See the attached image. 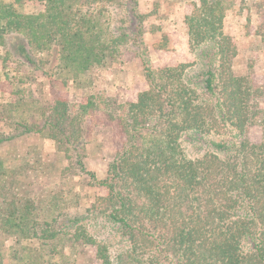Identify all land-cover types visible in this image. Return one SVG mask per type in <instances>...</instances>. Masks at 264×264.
Segmentation results:
<instances>
[{"label": "trees", "instance_id": "16d2710c", "mask_svg": "<svg viewBox=\"0 0 264 264\" xmlns=\"http://www.w3.org/2000/svg\"><path fill=\"white\" fill-rule=\"evenodd\" d=\"M22 1L44 8L24 14L15 7ZM238 2L262 17L255 34L264 42V0H197L185 16L190 60L155 67L139 0H0L2 66L75 83L133 53L146 84L135 101L97 91L85 103L55 98L40 115L9 121L13 131L0 134V145L46 137L106 194L84 206L61 194L37 208L32 199L7 202L2 185L0 232L46 249L53 264L79 245L93 247L98 264H264V81L232 69L236 46L223 24ZM99 108L125 136L103 178L84 161ZM253 126L258 142L247 136Z\"/></svg>", "mask_w": 264, "mask_h": 264}, {"label": "rangeland", "instance_id": "374dc122", "mask_svg": "<svg viewBox=\"0 0 264 264\" xmlns=\"http://www.w3.org/2000/svg\"><path fill=\"white\" fill-rule=\"evenodd\" d=\"M196 1L139 0V9L145 15L144 44L153 66H172L190 60L185 16L192 9L191 3ZM15 7L27 14L42 11L44 4L22 1ZM261 20L262 17L258 18L248 5L238 2L227 13L223 24L224 32L231 36L236 46L233 71L250 73L255 83L264 81V42L255 34ZM161 40L165 46L155 48L153 45ZM21 75L26 80L24 83L18 82ZM85 75V80L79 78L73 83L68 79L63 83L60 77L52 80L41 71L18 73L14 65L8 62L5 67L0 61V105H3L0 109V134L13 131L14 125L9 123L10 120L24 119L26 113L37 114V111L40 115L42 107L55 98L70 104L85 103L88 95L101 91L122 103L135 101L137 94L146 87L141 65L133 53H125L120 64L109 68L94 67ZM33 98L37 103L31 102ZM28 109L32 111L28 112ZM102 110H95L88 122L90 132L84 158L87 169L98 178L105 176L108 163L125 140L117 123L107 120ZM247 136L252 142H258L260 127H250ZM79 174L74 172L71 161L57 151L54 142L39 134H23L0 145V186L9 188L7 202L14 196L15 200L32 199L37 208H43L54 197L64 194L62 200L69 201L72 196H77L79 205L84 206L96 195L106 194L104 188L91 185L86 176ZM7 202L0 198V208H4ZM63 253L66 258L60 263L98 264L95 249L91 246L79 245L75 249L66 246ZM0 254L3 264H53L46 249L29 241L18 243L12 233L0 232ZM55 259L59 261L58 257Z\"/></svg>", "mask_w": 264, "mask_h": 264}]
</instances>
